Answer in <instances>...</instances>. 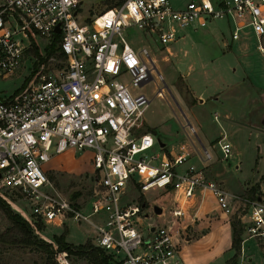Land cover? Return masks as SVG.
Returning <instances> with one entry per match:
<instances>
[{"label": "built area", "instance_id": "built-area-1", "mask_svg": "<svg viewBox=\"0 0 264 264\" xmlns=\"http://www.w3.org/2000/svg\"><path fill=\"white\" fill-rule=\"evenodd\" d=\"M80 2L0 1V76L12 73L29 52L31 44L24 46L22 38L56 37L55 53L40 62L32 56L29 80L0 97V190L25 200L29 214L24 219L33 228L37 220L62 222L67 216L87 222L93 244L117 264H182L179 243L186 226L180 202L196 188L210 192L224 212L231 200L241 202L247 211L246 235L264 237V186L252 196H240L207 178L201 167L188 163L180 169L189 155L185 148L167 155L143 127L150 98L140 88L162 76L148 50L134 48L122 36L133 27L165 45L180 28L223 18L230 38L248 27L256 48L264 52V0H186L176 7L170 0H118L88 20L76 16ZM48 61H54L52 66ZM153 92L163 96V85ZM217 145L222 157L229 155L228 141L220 137ZM67 148L90 152L89 214L43 169L44 162ZM166 191L172 192L173 205L165 213L161 206L154 212L153 197L150 210L161 220L143 224L139 214L148 203L145 194ZM90 214H98L95 221Z\"/></svg>", "mask_w": 264, "mask_h": 264}, {"label": "rangeland", "instance_id": "rangeland-1", "mask_svg": "<svg viewBox=\"0 0 264 264\" xmlns=\"http://www.w3.org/2000/svg\"><path fill=\"white\" fill-rule=\"evenodd\" d=\"M185 1L170 0V3L176 7ZM105 3H108V0H81L77 8L76 16L78 19L91 16V14L93 15L101 10ZM241 30L246 31L241 37L243 41L242 46L244 47L238 49L234 47V41H232L233 46L231 45V47H224L222 44V40L229 41V27L223 18L211 19L203 27L180 28L178 29L177 38L165 45H160L154 36L147 37L146 34H143V31L135 30L133 27L126 28L122 31V36L134 48L145 47L148 50L150 56L153 57L154 64L162 75V80L166 88L170 92L169 94L165 86H163L165 89L163 96L159 97L154 94V88L158 84L163 85L162 80L155 76L141 86L140 90L150 98L148 105L143 111V127L150 130L148 125H157L155 131H150L155 140H166V144L170 138L177 145L183 143L190 146V140L179 127L177 121V118H179V110L174 99L177 101L181 99V103L190 104L191 111H194L199 116L203 127L212 137L217 135V122L221 123L224 138L230 145V152L228 156L222 157L214 145L213 148L219 158L214 162L213 167L219 172L220 177L224 180V186L228 191L234 194L237 193L240 196H252L256 186L258 187L260 184L264 186V111L260 108H254V106H257V103L251 98L246 102L243 110L230 111L233 117L238 114L234 119L226 120L223 123L221 122L223 119L217 115L216 122L214 121L213 114L214 112L217 113V110L210 108L207 102H197L195 95L193 99L187 96V92L191 89L187 87L190 83V75L184 76L182 74L185 67H188V64L194 68H198L200 62L207 63L208 59L214 56L216 58L218 55L224 54V57L227 58L232 54L234 58L239 59L237 62L240 61L238 65L244 71L246 75L245 79L252 82L253 85H256V90L264 91V73L259 71V66L264 61V53L262 54L255 49V38L252 33H249V28L244 27ZM248 30L249 32H247ZM53 37H42L34 34L32 38H22L21 43L24 46H28L30 43V47H37L39 55L43 56V54H46L44 46L51 42L50 45L52 46L50 48H53V50L48 54L49 56L55 53L54 45L56 37ZM164 46H168L169 51L165 50ZM226 50H229V52H226ZM34 55L29 49V52L24 54L20 65L12 73L0 77V97L11 93L17 88L24 77L28 76L25 83L29 80L31 74L28 72V69L31 64V57ZM52 62L54 61H48V65L52 66ZM247 62L251 64L248 70L246 67L244 68L245 64L247 66ZM217 67L212 68L206 65L204 71L213 76L221 72V69ZM223 73H226L223 74L224 76L229 77L231 73H238V68L229 72L226 70ZM246 83L245 85H247ZM197 87L205 90L210 86L206 85L204 80H201ZM228 90L232 91V88L227 86ZM261 100L264 106V95L261 97ZM249 104L254 106L249 107ZM258 120L263 121L257 122ZM253 122H257V125ZM213 142L214 140L209 143L208 140L207 144H214ZM89 158V151L75 152L72 149H65L55 154L43 164V169L46 170L48 179L53 182L57 189L65 195L71 196V199L79 203L80 206L83 204L81 207L83 214H89L88 199L93 182L91 176L88 174L91 170ZM201 168L203 170V167ZM217 183L220 184L219 182ZM250 188L253 191L250 192ZM0 191L2 192L3 189ZM153 197H155L154 202L160 204L163 194H158L157 196L154 192L145 194V200L148 203L142 209L143 214H139L143 224L149 219L147 215H144L145 212L150 216L154 215L156 217L151 212L149 206V202ZM0 198L22 218L28 216L29 206L20 196H13L4 190ZM231 211L232 214H230V217L239 215L242 222L248 220L246 214L241 216V214L247 212L245 205L235 199L230 201L228 212ZM97 215L90 214L88 217L95 221ZM8 226H10V221L0 208V233L4 232ZM33 230L39 238L51 242L52 247H55L52 235L59 233H63L64 239L73 244L83 243L86 240L92 244L94 242L91 226L83 220L74 221L69 216L64 217L62 222L42 221L41 226L39 228L34 227ZM240 237L238 252L234 255V250L232 249L228 254H225V257H227L225 264H264V237L247 236L244 231H241ZM44 257V252L37 246L0 240V264H43ZM55 260L59 264H89L83 257L73 254H69L66 257L64 252H58L55 255Z\"/></svg>", "mask_w": 264, "mask_h": 264}, {"label": "crops", "instance_id": "crops-1", "mask_svg": "<svg viewBox=\"0 0 264 264\" xmlns=\"http://www.w3.org/2000/svg\"><path fill=\"white\" fill-rule=\"evenodd\" d=\"M104 8L105 6L102 9ZM226 22L230 29L229 22L227 20ZM249 30L247 32H249ZM244 32L246 31L241 30L235 38H230V30H229L230 42L226 40H222L223 46L231 47L232 41H234L235 42L234 47L236 49L240 47L241 48L244 47L242 46L243 41L241 40L242 39L241 37L245 34ZM249 33H252L251 30ZM253 37L255 38L254 34ZM255 42H256L255 49L263 54L264 52H261L256 48L257 45L256 38H255ZM164 49L169 51L168 46H164ZM226 52H229V50H226ZM237 60L239 59L234 58L232 54L230 55V57L227 58L224 57V54H221L218 55L216 58L214 56L213 58L208 59L207 63L200 62L199 64L200 66H198V68L197 67L194 68L190 64H188L187 65L188 67H185L184 71L182 72L184 76L190 75L189 78L190 83L188 86L187 85L186 86L191 89H189V91L187 92V96L193 99L194 98L193 96L195 95L197 102L199 103L207 102L210 108H214V110H217V113L214 112L213 114L214 121L216 122H217L216 120L217 115H219L221 119H223L221 121L223 123L226 122V120L228 121L234 119L236 116H238V114L236 113H235L236 115L233 114L234 115L233 117L232 114H230L231 113L230 111L243 110L244 105H246V102H248L249 99L251 98L252 100L256 101L257 106L255 107L254 105L251 106V104H249V107L254 106V108H260L261 110L264 111V106L261 100V97L264 95V91L256 90L255 88L257 86L253 85L252 82H249L245 79L246 75L238 65L240 61L237 62ZM206 65H209L212 68L218 66L217 68L221 69V72L213 76L207 74L204 71ZM250 66H251L250 62H247V66L245 64L244 68L246 67L248 70ZM237 68H238V73H231L229 77L223 75L226 74L223 73V71L226 70L227 72L234 71ZM259 71L264 73V61L261 62V65L259 66ZM4 76H0V77H4ZM194 79L197 82V85ZM201 80H204L205 84L210 87L206 88L205 90L199 89V87L197 86ZM162 82H163V86H165L166 88V85L163 80ZM21 83L11 93H15L16 91H18L21 88L20 86ZM245 83L247 85H245ZM227 86L231 87L232 91L229 90L227 91ZM195 87L197 88L195 89ZM166 89L167 92L170 94L168 88ZM180 100L177 101L176 99H174L175 104L179 110V118H177V121L180 129L183 130V132L190 140L191 145L189 146L183 143L177 145L174 142H172L171 139L169 138L168 143L166 144H165L166 140L160 141L163 151L167 155L176 154L180 152V146L182 145L185 148V150L189 153V155L185 160V162L181 164L180 169H182L185 166V164L188 163H191L197 167H203V171L205 173L204 175L207 178L219 182L220 183L219 186L228 191V189H226V187L224 186V180L220 177L219 172L216 171L213 167L214 162L217 161V159L219 158L218 155H216V152L213 147L215 145L219 150L217 145V139L220 137L225 139L224 133L222 131L221 123L217 122L218 123L217 135H214L212 137L203 127L202 121L199 118V116L196 115L194 111H191L190 104L188 103L184 104L183 102L181 103ZM262 121L258 120L257 122H262ZM148 127L150 131H155L157 125H150V126L148 125ZM208 140L209 143L212 142V140H214L213 142L214 144L211 143L210 145H208L207 144ZM67 149H72V148H67ZM72 151L75 150L72 149ZM83 151H87V150H83ZM53 156L54 155H52L51 157ZM51 157L49 159H51ZM261 185L262 184H260L258 187L257 186L255 187L254 193L258 192L259 188L262 187ZM173 199L174 196L172 192L166 191L163 194V197L161 198L160 204L158 203L155 204L159 208L161 206L162 211L165 213L167 212L168 208L173 205L174 203ZM180 203L182 210V222H184V225L186 226L185 229L183 230L184 234L181 238L182 240L179 243L180 244L179 254L182 260V264H225V260L227 259V257H225V254H228L230 250H232V248L230 247V239H231L230 214H232V211L228 213L222 211L221 208L216 203L213 196L210 194V192H208L207 190L202 191L199 188H196L194 190L192 196L186 198L183 202ZM244 214L246 213L241 214V216H244ZM166 215L162 218V221L163 220L167 221ZM236 217L237 218L239 217V220L242 224V232H243L244 231L243 223H245L246 221L242 222L240 219L241 217L239 215ZM156 219L161 220V217L151 216L149 217L148 220L155 221Z\"/></svg>", "mask_w": 264, "mask_h": 264}, {"label": "trees", "instance_id": "trees-1", "mask_svg": "<svg viewBox=\"0 0 264 264\" xmlns=\"http://www.w3.org/2000/svg\"><path fill=\"white\" fill-rule=\"evenodd\" d=\"M118 0L114 2V0H108V3H105V8L110 7L112 4L117 3ZM89 16L85 17V20H88ZM55 38V36L53 37ZM51 44V42H50ZM47 44L44 46L46 50V54L43 56L39 55L37 47H31L30 51H32L37 58L38 62L41 60H45L49 53L53 50L50 48L52 45ZM37 62L34 63L32 71L35 69ZM28 78L24 77L21 83L22 85L25 83V80ZM252 188H250V192ZM10 195V194H9ZM0 208L5 213L6 217L10 221V226H8L4 232L0 233V240L12 242V243H21L24 245H33L41 248L44 252V262L43 264H59L55 260V255L58 252H64L67 257L69 254H73L79 257L85 258V260L89 264H117L116 261L110 256V254L106 253L99 246L92 244L90 241L86 240L83 243L73 244L64 239L63 233L53 234L52 240L55 243V247H52V243L48 242L42 238H39L37 234L34 232L33 227H31L28 222L22 218L16 211L12 210L9 205L0 198ZM41 221H35V227L39 228L41 226ZM230 227H231V239H230V247L234 250V255L239 250L240 245V233L242 231V224L239 221V218L231 217L230 218ZM12 234V235H8Z\"/></svg>", "mask_w": 264, "mask_h": 264}, {"label": "water", "instance_id": "water-1", "mask_svg": "<svg viewBox=\"0 0 264 264\" xmlns=\"http://www.w3.org/2000/svg\"><path fill=\"white\" fill-rule=\"evenodd\" d=\"M54 30H58L57 26L54 27ZM157 141H158V139H157ZM158 142H159V144H161L160 141H158ZM153 209H154V212H159V210H160V208L156 204H153ZM150 223L151 224L154 223V220H151Z\"/></svg>", "mask_w": 264, "mask_h": 264}]
</instances>
